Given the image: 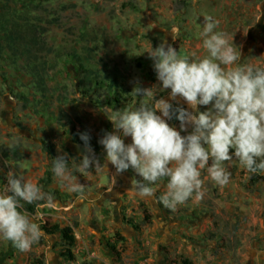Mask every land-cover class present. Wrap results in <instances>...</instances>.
Wrapping results in <instances>:
<instances>
[{
    "label": "rangeland",
    "instance_id": "rangeland-1",
    "mask_svg": "<svg viewBox=\"0 0 264 264\" xmlns=\"http://www.w3.org/2000/svg\"><path fill=\"white\" fill-rule=\"evenodd\" d=\"M206 16L218 22L214 31L226 35L241 67L264 69V0H0V194L12 171L55 205L20 201L19 210L47 238L21 253L0 237V264H264V178L255 181L239 161L226 163L232 176L224 187L210 180L206 166L203 198L193 196L170 212L158 202L168 178L142 199L129 190L140 180L132 170L118 177L111 165L90 177L79 171L78 133L90 135L103 160L98 140L113 130L106 107L151 104L152 97L131 94L136 86L167 99L148 58L152 48L165 40L181 57L208 55L200 35ZM114 70L120 86L109 98L92 75L107 82ZM86 84L92 98L83 94ZM168 123L179 130V121ZM58 155H67L68 173L84 185L83 193L54 175ZM53 225L72 228L73 260L62 257L67 244L48 232Z\"/></svg>",
    "mask_w": 264,
    "mask_h": 264
},
{
    "label": "clouds",
    "instance_id": "clouds-1",
    "mask_svg": "<svg viewBox=\"0 0 264 264\" xmlns=\"http://www.w3.org/2000/svg\"><path fill=\"white\" fill-rule=\"evenodd\" d=\"M217 24L210 16L204 18L200 35L208 55L203 59L181 57L165 40L147 53L159 88L168 91L167 99H157L153 88L136 86L131 94L152 97L151 104L123 111L106 107L113 130L98 140L103 160L92 149L90 135L78 133L83 142L81 173L90 177L93 171L109 170V165L114 177L132 170L140 180H132L129 190L142 199L152 198L151 185L168 178L167 192L158 202L169 209L193 196L203 198L201 170L206 166L210 180L220 187L230 182L232 173L225 165L233 160L252 175H264V69L241 67L240 55L226 35L214 31ZM202 106L207 110L200 111ZM173 119L179 121V130L168 123ZM52 171L69 181L72 191L83 193L84 185L68 173L67 155L54 159ZM5 193L0 194V237L26 253L47 234L19 210L20 201H46L37 208L53 207V197L12 171L7 173Z\"/></svg>",
    "mask_w": 264,
    "mask_h": 264
},
{
    "label": "trees",
    "instance_id": "trees-1",
    "mask_svg": "<svg viewBox=\"0 0 264 264\" xmlns=\"http://www.w3.org/2000/svg\"><path fill=\"white\" fill-rule=\"evenodd\" d=\"M73 57L75 58V56H73ZM80 66L82 67V70H84V72H89L88 69L86 67H84L82 64ZM111 74H112V77L110 78V81H107V82L105 80L99 79V77H97L96 75H92V76H94L93 78L96 80V82L98 83V85L100 87L106 86V88L108 90L107 95L109 96V98H112L113 96H115L117 94V91H118L119 86H120L119 77H118L116 71L115 70L112 71ZM154 76H155V74H154ZM92 90H93L92 87H90L89 85L86 84L85 88L83 89V94L92 98L93 97ZM98 102H100V101H98ZM76 141L79 144L83 145V142L80 140V137H77ZM90 145H91L92 149L98 150L97 143L90 141ZM252 178L255 181H261V180H263L264 175H252ZM160 196L161 195H158V199ZM159 204H160V207L162 209H164L168 212H170L172 210L169 208H165L161 203H159ZM123 220L126 224L131 225L135 229L140 228V225L132 219L124 218ZM48 232L50 234L59 235L62 237L63 241L66 242L67 247L62 251L61 255H62V257L66 258L69 261L73 260L74 255L72 253V247L76 243V237L72 231V228L69 226L53 225L50 229H48ZM182 262H183V264H192V261L190 259H184ZM174 264H178V263H174Z\"/></svg>",
    "mask_w": 264,
    "mask_h": 264
}]
</instances>
